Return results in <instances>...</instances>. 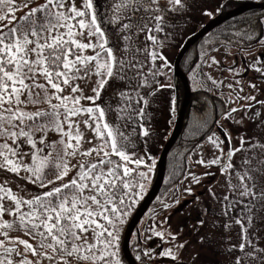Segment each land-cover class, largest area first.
Here are the masks:
<instances>
[{"label":"snow or ice","instance_id":"6c2138e0","mask_svg":"<svg viewBox=\"0 0 264 264\" xmlns=\"http://www.w3.org/2000/svg\"><path fill=\"white\" fill-rule=\"evenodd\" d=\"M165 3L167 7L161 0H108L101 15L96 0H81L79 6L76 0H0V264H122L119 225L127 214V202L138 194L134 190H143L147 173L141 166L151 171L145 164L147 152L140 156L129 150L135 148L133 137L138 129L143 138L150 134L143 123L150 101L141 89H151L150 97L161 88L173 87L156 79L163 75L160 67L167 66L166 58L155 50L163 47L157 33L171 26L169 14L186 10L185 0ZM257 25L264 28V12L246 18L242 27L226 34L221 45H231L234 41L227 38L231 35L240 41L258 38L259 46L264 47ZM157 60L163 63L159 67L153 63L146 72L148 61ZM211 61L219 64L214 57ZM249 67L264 75L260 57ZM93 77V95H86L81 82L86 86ZM117 80L126 82L128 90L116 93L120 101L115 108L102 106L98 101L103 91ZM235 83L238 91L233 84L227 87L247 103L222 112L225 120L256 105L264 108V100L250 94L240 96L243 86L239 80ZM249 87L260 90L255 83ZM110 112H115L118 123L107 119ZM260 115V111L255 113ZM80 116L86 118L80 121ZM235 122L242 123L243 117ZM81 124L94 133V140L85 139ZM216 124L224 138L211 132L206 142L220 155L210 160L201 155L195 163L218 166L225 178L227 191L222 197L209 189L220 205L217 215L224 218L219 227L225 233L239 228V243H232L230 235L225 237L224 251L230 264H264L261 229L257 227L264 222V143L241 136L235 146L231 133L220 121ZM53 133L57 139L50 138ZM84 143L92 146L84 148ZM203 147L197 144L193 151ZM238 153H244L239 166L234 162ZM189 175L193 182H200L195 174ZM13 177L41 191L31 193L20 183L14 190ZM185 191L192 193L191 187ZM205 223L204 219L197 221L200 227ZM146 230L168 244L158 253L144 250L142 255L148 261L180 260L188 242H178V233L165 236L151 226ZM199 240L204 243L205 237ZM136 258L140 260L141 254Z\"/></svg>","mask_w":264,"mask_h":264},{"label":"rangeland","instance_id":"374dc122","mask_svg":"<svg viewBox=\"0 0 264 264\" xmlns=\"http://www.w3.org/2000/svg\"><path fill=\"white\" fill-rule=\"evenodd\" d=\"M224 1L225 0H185L186 10L169 14L168 23L171 26L166 27L164 32L157 33L158 38L163 42V47L156 48L155 50L166 58L167 66L160 67L159 70L163 75L156 79L159 80L160 84H170L173 87L161 88L150 97H148L147 94L151 89H141L142 94L150 101L146 108L147 116L143 121L144 126L150 128V134L148 137L143 138L139 135L138 129V134L133 137L135 148L129 150L135 151L137 155L140 156H144L145 152H147L148 155L145 157V164L151 166V171H148V167L144 165L141 166L140 170L147 173V179L143 181V190L139 188L134 190L138 194L131 202H128V207L125 209L127 214L123 216L124 222L122 225H119V257L122 264H128L121 251V242L125 226L134 211L133 209L136 208L152 184L156 171L158 153L166 138L169 136L179 108L180 102L177 105L178 99L175 97L176 85L173 80V59L180 45L188 35L197 30L211 17L222 13L221 5ZM242 1L258 0H240L237 4ZM19 2L20 0H17V3ZM76 2L79 6L81 0H76ZM96 2L97 10L103 15L108 5V0H96ZM161 5L167 7L165 0H161ZM230 8L223 10L226 11ZM205 12L211 13V15H206ZM17 14L19 15V13ZM106 27L109 33H111L112 27L110 25ZM262 30L264 31V28H262ZM222 32L223 29L219 31L212 30L195 44V47L201 51V54H198L197 64L186 76L192 91L199 88L206 89L214 95L224 98L223 100L226 104L225 112L230 108H239L240 105L247 103L244 100L237 99L235 91L227 87L228 84H233L234 89L238 91L239 86L235 83L237 80L241 82L244 89L239 93L240 96L250 94L256 96L257 99L264 100V75L249 67L257 57H260L261 61H264V47L259 46L257 38V40L255 39L245 44L244 41H240L239 38L231 35L227 37L234 42L228 47H224L220 43V41L226 37L222 35ZM232 32L234 31L227 34ZM260 37H264V32ZM139 40L140 46L143 47L145 44L144 35H141ZM113 43H118V41L113 38ZM213 48L216 50L213 51ZM242 48L246 50L241 51ZM205 52H207V56L203 55ZM87 54L91 55V50H88ZM212 57L219 61V64H213L211 61ZM153 63L159 67L163 62L159 60L155 62L148 61L145 68L146 72L149 67H152ZM209 64L211 65L210 67L208 66ZM197 65H201L202 67L198 68ZM257 67H259V64H257ZM230 68L235 69V71H229ZM242 69L247 70L241 71ZM237 73H239V75H237ZM208 76L217 83L213 84L212 80L207 79ZM95 81L96 77H93L92 81L87 83L86 86L84 82H81V86L85 88L86 95H93L91 89ZM249 83L257 84L260 90L257 91L250 88ZM155 87L156 85L153 84V88ZM126 90H128L126 82L118 80L112 81L111 85L103 91L102 98L98 103L104 107L111 105L115 108L120 101L116 93ZM230 92L232 93L231 97L229 96ZM173 97L175 98L174 105L172 103ZM230 99L234 102H229ZM83 103L87 104L89 102L84 101ZM133 103H135V100ZM257 111H260V116H255ZM241 117H243V122L236 123L235 121L240 120ZM85 118V116H80L78 119L83 121ZM107 119L113 124L118 123L115 112H110ZM216 121H220L222 127L231 133L233 137L232 143L235 146H239L241 136H244L246 139L255 138L264 143V123H262V121H264V108H261L260 105H256L250 111L241 110L240 112L232 113L231 119H222L220 115ZM80 127L85 133L86 140H94V133L90 129H85L83 124H81ZM131 127L132 125L130 124L127 131H130ZM212 132L218 133L221 138H224L223 131L217 124L213 127ZM50 138L57 139L58 137L53 133L50 135ZM198 144H204V147L199 152L193 151L195 147L193 148L187 158L186 173L180 183L175 185V188L173 187L168 192L164 193L154 205L148 206L132 230L129 238V248L138 264H193V257H197L194 264H208L207 260L201 261L200 259L202 256L200 251L204 253L206 249H208L210 254H212V249H215L217 251L216 257H218L223 264H230L228 255L224 251V247H226L224 238L230 235L232 237V243H239V237L236 235L239 228L236 227L232 232L225 233L223 229L219 227V224L223 223L224 218L217 215L220 211V205L217 204L215 199L209 194V189H212L214 192L216 191L217 197H222L226 193L227 188L224 175L218 170V166L208 168L195 163L196 160L201 159V155L204 160H210L214 156H219L220 152L207 143L206 138ZM91 146L92 145L88 143H84L83 145L84 148H89ZM225 150H227V141L225 143ZM243 155L244 153H238L234 157V162L237 166H239ZM79 159L83 158L77 157V160ZM71 163L75 164L76 160L71 161ZM189 173L195 174L200 182L198 184L193 182ZM3 175L11 176V174ZM22 175H24V173H22ZM12 179V187L14 190L16 183H20L29 192L34 193L35 186L28 184L26 181H21L19 178L16 180L15 177H13ZM261 182L264 183V180ZM189 187L192 189L191 194L185 191V189ZM39 191L41 190L39 189ZM197 197L199 200H197ZM176 201L179 202L177 203ZM165 203L169 205L168 209L163 207ZM207 205H209L208 208ZM131 207H133L132 210H129ZM204 209H207V215H204ZM261 215L264 216V213ZM165 217H167L166 221ZM186 219L189 228L183 229L181 225L185 224ZM200 219L206 221L203 227L197 225V221ZM150 226L153 227L154 230L163 231L165 236H167L168 232L178 233V242H188L180 253L179 261L173 262L170 258H156L150 262L142 255L143 251L147 249H154L158 253L161 247H168L166 242L162 243L159 237L153 236L151 232L146 230ZM257 227L261 229V246L264 247V222L258 223ZM12 235H18V233H13ZM149 236H152V238L149 239ZM200 237H205L204 243L200 242ZM137 254H141L140 260L136 258Z\"/></svg>","mask_w":264,"mask_h":264},{"label":"trees","instance_id":"16d2710c","mask_svg":"<svg viewBox=\"0 0 264 264\" xmlns=\"http://www.w3.org/2000/svg\"><path fill=\"white\" fill-rule=\"evenodd\" d=\"M239 1L240 0H225L221 5L222 13L225 9L235 6ZM262 12H264V8L246 10L238 15H234L224 20L213 27L183 53L179 61L181 69L187 74L195 67L198 62V54H201V51L195 47V44L202 37H205L210 31H219L223 29L222 35L226 36L227 33L242 27L246 18H252L254 15L259 16ZM256 27L258 30V36H261L264 31L259 25ZM244 42L247 44L250 41L245 40ZM175 85L177 88H175L177 91V94L175 91V97L178 99V105L182 96V87L179 80H177ZM223 99L224 98L214 95L206 89L199 88L191 91L189 101L185 108L181 130L166 155L161 186L150 205H154L157 200L159 201L160 197L164 193L168 192L175 185L180 183L186 173L187 158L189 154L198 143L206 138L207 134H210L213 131V127L216 125V119L221 115L222 112H224L226 104ZM205 122V127L200 129L199 126ZM15 179L17 180L16 177ZM36 192H39V189L35 188L34 193ZM128 202H131V200ZM208 207L209 205H207V208ZM132 208L133 207H131L129 210H132ZM181 226L183 229L189 228L187 219L185 224H182ZM200 254L202 255L200 258L201 261L207 260L208 264H223L220 259L216 257L217 251L215 249H212V254L208 252V249H206L204 253L200 251Z\"/></svg>","mask_w":264,"mask_h":264},{"label":"water","instance_id":"95a60500","mask_svg":"<svg viewBox=\"0 0 264 264\" xmlns=\"http://www.w3.org/2000/svg\"><path fill=\"white\" fill-rule=\"evenodd\" d=\"M257 8H264V0L260 2L242 1L236 6L224 11L223 13H219L218 15L211 17L205 23H203L197 30H195L190 35H188L180 45L179 49L177 50L175 57L173 59V80L174 83H176L177 80L181 82L182 96L180 99L179 108L174 125L169 133V136L166 138L165 142L163 143L158 153L156 172L152 184L149 187L148 191L143 196V198L140 200L136 208L134 209L129 220L127 221V224L123 232L121 251L128 264H137L129 248V238L136 223L138 222L144 211L147 209V207L149 206V204L151 203V201L153 200V198L155 197L161 186V182L164 174V168H165L166 155L169 148L171 147V145L173 144V142L175 141L176 137L178 136L181 130L185 108L191 95V90L187 76L179 65L181 56L199 37L204 35L206 32L211 30L219 23L223 22L224 20L234 15H238L246 10L257 9Z\"/></svg>","mask_w":264,"mask_h":264}]
</instances>
